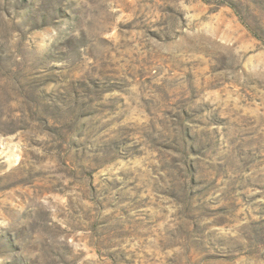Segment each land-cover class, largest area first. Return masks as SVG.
Returning a JSON list of instances; mask_svg holds the SVG:
<instances>
[{"label": "rangeland", "instance_id": "374dc122", "mask_svg": "<svg viewBox=\"0 0 264 264\" xmlns=\"http://www.w3.org/2000/svg\"><path fill=\"white\" fill-rule=\"evenodd\" d=\"M0 264H264V0H0Z\"/></svg>", "mask_w": 264, "mask_h": 264}]
</instances>
